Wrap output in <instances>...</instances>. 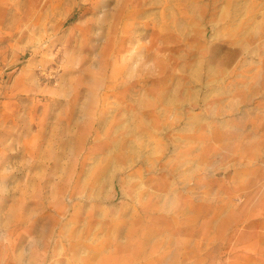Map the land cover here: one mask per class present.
<instances>
[{"label": "rangeland", "instance_id": "1", "mask_svg": "<svg viewBox=\"0 0 264 264\" xmlns=\"http://www.w3.org/2000/svg\"><path fill=\"white\" fill-rule=\"evenodd\" d=\"M260 251L264 0H0V264Z\"/></svg>", "mask_w": 264, "mask_h": 264}, {"label": "bare ground", "instance_id": "2", "mask_svg": "<svg viewBox=\"0 0 264 264\" xmlns=\"http://www.w3.org/2000/svg\"><path fill=\"white\" fill-rule=\"evenodd\" d=\"M221 249H224V247H219L217 249V252L220 251ZM260 255H261V251H260ZM254 259L253 260V264H264V254L255 258H251Z\"/></svg>", "mask_w": 264, "mask_h": 264}]
</instances>
